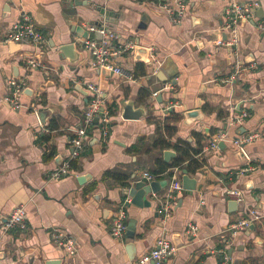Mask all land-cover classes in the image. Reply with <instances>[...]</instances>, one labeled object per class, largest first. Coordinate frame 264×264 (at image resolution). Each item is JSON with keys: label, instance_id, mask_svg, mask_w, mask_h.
Segmentation results:
<instances>
[{"label": "crops", "instance_id": "0c3cea01", "mask_svg": "<svg viewBox=\"0 0 264 264\" xmlns=\"http://www.w3.org/2000/svg\"><path fill=\"white\" fill-rule=\"evenodd\" d=\"M170 1L174 6L177 0ZM241 1L261 6L250 22L240 23L241 39L229 46L217 45L233 39L225 29L228 0H184L178 23L142 0H0V264H139L161 237L180 245L166 264H264V0ZM24 13L46 38L39 50L3 43ZM97 24L114 32V49L128 47L114 57L124 76H102L79 44L85 35L98 38L90 30ZM70 44L76 45L71 54L60 51ZM33 58L41 67L26 73V62ZM17 73L28 76L27 89L21 108L13 110L4 102L6 80ZM102 83L113 111L107 141L99 127L91 129L69 175L51 180L62 159L71 156L70 141L90 101L88 86ZM122 101L147 114L123 119ZM41 108L50 110L44 123L34 112ZM197 109L203 120L187 122L183 113ZM173 110L181 117L178 122ZM166 119L177 127L167 138L170 144L183 140L202 148L196 159L204 161L203 167L189 174L197 189L182 191L170 217L163 219L161 203L173 179L180 178V170H168L156 180L168 185L146 197L150 206H126L128 224L136 223L134 238L115 240L110 229L129 199L124 191L144 173L154 175L158 160L166 164L167 149L154 146L158 125ZM252 133L262 138L245 146V161L236 142ZM220 134L226 147L209 152ZM230 189L243 194L236 211L229 207ZM19 206L26 208L28 230L5 232L9 215ZM251 211L260 216L255 229L231 235L230 226ZM190 224L198 229L192 239ZM55 228L76 241L75 255L52 242ZM129 243L135 245L134 260L126 250Z\"/></svg>", "mask_w": 264, "mask_h": 264}, {"label": "built area", "instance_id": "2783aa9c", "mask_svg": "<svg viewBox=\"0 0 264 264\" xmlns=\"http://www.w3.org/2000/svg\"><path fill=\"white\" fill-rule=\"evenodd\" d=\"M11 1V0H8ZM143 3H154L159 8L163 9L173 20V22H180L185 14L186 4L184 0L175 1V5L172 6L170 0H142ZM259 2H242L241 0H228V5L226 7V17L228 22L226 24V31L232 33L233 39L231 41L225 42V40H218L217 45H225L224 43H230L232 46L238 41V26L242 22H250L255 16L257 10L260 8ZM263 29V26H259ZM90 30L93 33L100 34L101 38H91V39H81L79 44L83 46L84 49L89 51L93 57L92 67L96 69H108L114 74L119 76H124L125 73L122 68L117 67L114 63V57L122 54L127 48L114 49L112 46V41L116 37L114 32L110 31L105 25L102 26H91ZM46 38L44 34L36 27L33 18L28 14H22L21 18L13 23L6 34L3 43L6 45H17L23 46L25 44H31L40 49V47L45 43ZM133 48V45H129ZM41 67L40 61L36 58L27 60L26 62V73L31 72V70L38 69ZM27 78L25 75L23 77L12 76L8 78L7 81V97L4 102L13 110H19L21 108L20 98L25 94L27 89ZM88 91L90 94V101L83 114L82 124L75 131L74 137L70 141L71 145V156L69 159H62L61 164L58 169L54 171L50 179L53 181H59L65 176L69 175L71 162L78 158L83 151L86 141L88 140V132L95 128L94 125L95 118L102 113L99 121V130L102 135L103 141H107L109 137V125H110V110L107 108L106 97L104 91L97 85H89ZM156 96V94H155ZM37 113V110L34 111ZM244 115V114H243ZM246 116V114L244 115ZM225 135H217L209 147L208 151L219 150V143L224 140ZM262 136L259 133H252L244 136L243 138L237 140L239 149L245 150V146L248 144L255 143ZM178 171V169H176ZM178 175L181 178L180 171ZM175 177L169 187V193L167 198L161 203L160 214L163 219H168L171 215L172 204L178 198V195L184 191L182 186V180ZM158 180V176L152 175L150 173H144L138 181H145L150 184L153 181ZM227 197L231 200H236L238 202L243 200V194L239 190L230 189L227 191ZM131 204V200L128 199L125 204L118 208L115 214L110 235L115 240H122L128 230V216L126 212V206ZM260 220V216L255 211H251L244 215L237 222L230 226L231 235H236L240 231L249 229L251 224H255ZM13 230H19L25 232L28 230L27 223V213L24 206L16 207L8 217V222L4 226V231L9 232ZM198 229L195 225L190 224L188 229V234L193 236L196 235ZM52 242L60 248H63L68 255L73 256L77 252L76 241L66 234L63 230L55 228L51 233ZM178 248L168 239L167 237H161L156 244V247L148 254L144 255L139 264H148L153 261L155 264H166V261L176 255Z\"/></svg>", "mask_w": 264, "mask_h": 264}, {"label": "water", "instance_id": "95a60500", "mask_svg": "<svg viewBox=\"0 0 264 264\" xmlns=\"http://www.w3.org/2000/svg\"><path fill=\"white\" fill-rule=\"evenodd\" d=\"M254 23V22H252ZM92 26H102L101 24H97V25H92ZM79 30H82L79 28ZM96 35L98 36V39L101 38L100 34L96 33ZM85 38L88 37V35L84 36ZM240 33H238V41H240ZM76 47V45H65L63 46L60 51L62 53H68L71 54L72 53V49H74ZM137 51L141 50V49H136ZM102 76H107L108 74H114L112 71H109L108 69H100ZM16 77L19 76L18 73L15 75ZM160 76V74H159ZM100 88L102 89V91H106L107 87L104 85V83H102L100 85ZM122 105V117L125 120H140L141 118H143L147 113L146 110L143 108H138L135 109L133 106V102H126V101H122L121 103ZM241 111V109H239ZM239 111V112H240ZM50 110H47L45 108H41L37 111V116L39 117V119L44 123L46 118L49 116ZM102 116V113L99 114V116H97L95 118L94 121V125L96 127L99 126V121H100V117ZM183 117L184 119L187 120V122H190L189 120H198L202 118L201 115V111L199 109L197 110H191V111H187L185 113H183ZM243 134L245 133V130H242ZM220 149L223 150L226 145L224 142H221L219 145ZM238 154L239 156H241L245 161H249V157L248 154L246 152V150L243 149H239L238 150ZM176 158V153L174 151L171 150H167L164 152V161L166 163H170V161L172 159ZM180 175L182 178V186L183 189L188 193V194H193L194 191H196L197 189V180L195 178L190 177L188 171L186 169L180 171ZM168 185L167 181H163V182H159V181H153L150 184H147L145 181H137L134 185H132L130 188L126 189L124 191V194L131 200V204L135 205L139 208H144V207H148L150 206V203H148L146 197L148 195H155L158 194L163 188H165ZM242 203V201L238 202L236 200H229V207L231 209H233L234 211H236L239 207V205ZM8 222V219H7ZM255 229V225L251 224L249 227V231H253ZM135 231H136V223L135 221H130L128 224V230L126 233V237L129 239H133L135 236ZM191 239L193 238L192 236L190 237ZM177 248H180V245H178L177 243H175ZM126 250L128 251V254L130 256L131 260L135 259V245L133 243H129L126 247ZM3 255L0 254V258ZM48 264H59V261H50L48 262Z\"/></svg>", "mask_w": 264, "mask_h": 264}, {"label": "trees", "instance_id": "16d2710c", "mask_svg": "<svg viewBox=\"0 0 264 264\" xmlns=\"http://www.w3.org/2000/svg\"><path fill=\"white\" fill-rule=\"evenodd\" d=\"M174 115V119L178 122L181 117L175 111H171ZM113 114V111L110 110V115ZM177 127L171 126L169 119L162 125H158V140L155 142V147L161 149H170L173 148L177 153L178 157L173 160V163H163L162 161H157L158 169L153 172L155 176H158V179L162 178V175L166 173L168 170H172L177 168L178 170L182 171L186 169L189 174H195L197 171H200L203 167L204 161H199L196 159V156L202 152V148L198 145L197 148H192V146L187 143L186 141L179 140L173 144H170L167 140L168 137L173 136L176 133ZM72 163V162H71ZM111 175L114 179L124 180L125 177Z\"/></svg>", "mask_w": 264, "mask_h": 264}]
</instances>
